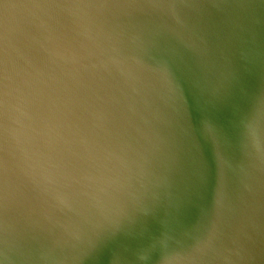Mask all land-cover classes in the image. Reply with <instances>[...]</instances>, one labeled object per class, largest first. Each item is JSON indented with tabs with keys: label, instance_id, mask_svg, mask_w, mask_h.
<instances>
[{
	"label": "water",
	"instance_id": "water-1",
	"mask_svg": "<svg viewBox=\"0 0 264 264\" xmlns=\"http://www.w3.org/2000/svg\"><path fill=\"white\" fill-rule=\"evenodd\" d=\"M0 264H264V0H0Z\"/></svg>",
	"mask_w": 264,
	"mask_h": 264
}]
</instances>
